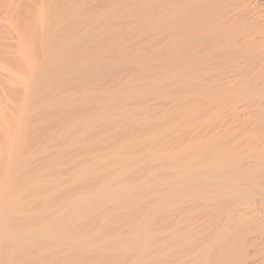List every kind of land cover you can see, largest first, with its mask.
I'll return each mask as SVG.
<instances>
[{
	"label": "bare ground",
	"instance_id": "6f19581e",
	"mask_svg": "<svg viewBox=\"0 0 264 264\" xmlns=\"http://www.w3.org/2000/svg\"><path fill=\"white\" fill-rule=\"evenodd\" d=\"M87 1H42L43 65L33 88L7 80L0 155L12 175L16 97L42 86L62 129L79 113L105 117L86 120L95 130L83 146L115 147L114 164H97L85 189L111 205H99L103 222L99 209L59 230L47 215L16 218L21 229L0 230V264H20L18 249L49 264H264V0ZM0 62L14 58L0 48ZM132 108L144 127L126 126Z\"/></svg>",
	"mask_w": 264,
	"mask_h": 264
},
{
	"label": "rangeland",
	"instance_id": "374dc122",
	"mask_svg": "<svg viewBox=\"0 0 264 264\" xmlns=\"http://www.w3.org/2000/svg\"><path fill=\"white\" fill-rule=\"evenodd\" d=\"M20 1H0L2 2L0 6V48L2 58L6 56L14 58L12 67L0 62V107L3 105V108L4 105L6 106L5 103H7L4 97L6 93L4 92L12 87L7 80H13L15 85L19 84V87H24V83L29 84L30 88L34 87V75L38 71L36 68L43 65L46 40L52 28V21L48 17L50 16V10L48 5L42 3L43 0ZM104 1L107 2L109 0ZM106 2L104 3L106 4ZM85 6L84 12L88 13V10L89 12L92 11L90 13L99 12L98 9L100 7L98 6L94 7L95 10L89 9V7H92L90 5ZM74 8L79 12L78 6H74ZM32 67H34V71L35 69L37 70L33 72L34 75L32 76L34 77H31ZM30 70L32 71L30 72ZM21 88H19L20 91L22 90ZM41 89L42 86L39 89L41 93L35 90V92L37 91L35 94H39V96H35L36 98L34 97L35 100L32 98L33 96H29L30 93H27V100L25 98L20 99L21 96L16 97V118L14 121L16 133L14 143L15 164L14 169H12V175L6 168L8 157L5 148H3V153H1L3 155H0V162H2L0 163V230L2 234L9 231H18L23 227L19 223L14 222L16 218L47 215L48 221L55 219V228L59 230L61 222L65 218H75L79 214L89 217L94 215L96 217L99 211L103 210L100 209L99 205H103L105 208L109 204L111 205L109 201L108 204L105 200L106 203L103 200L104 203L100 202L101 200L93 203L88 202H92L90 197H93L95 190L94 188L85 189L87 183L91 184L92 179H96L97 175L95 178L94 175L98 173L97 167L101 166L99 168L104 170L114 164L113 160L117 151L115 147H106L102 152L106 157H103V154L99 153L100 151L94 153L88 151V153L84 149L83 145L87 143L86 140H88L89 135L95 130H92L93 125L88 121L91 119L96 120L98 117L96 118V115L93 114L86 117L84 114L81 115L79 113L80 115H77L75 119L70 118V125L67 122V127L62 129L64 127H58L59 117L53 116L54 113L56 114L57 107L52 104L51 98ZM20 93L24 97L25 93L22 91ZM29 97L32 98V101H30L31 99L28 100ZM4 111L6 116L7 112L5 109ZM142 113L138 108L137 110L132 108L127 113L130 121H127L126 126L129 128V126H134V124H140L144 127ZM103 118L105 119L104 116H102ZM99 119L101 118L99 117ZM93 122L98 125L97 121ZM101 122L99 126H101ZM77 123L82 125H77L76 130L80 128L75 133L74 131L76 130L73 131V129ZM1 126L6 128L3 121ZM126 126L125 128H127ZM103 141L106 142L107 139ZM109 143L111 142L109 141L107 144ZM123 143V141L119 143L121 147L126 142ZM120 151L119 153H121ZM122 152L125 153L126 151ZM88 154L90 155L88 156ZM96 155L97 161L96 157H94ZM98 158L101 162L98 161ZM77 159L81 163L77 162ZM87 160L90 163L95 162L96 166H86ZM102 176L103 174L101 173L99 177ZM100 183L102 184L103 182ZM106 209V212L103 210V214H99L102 216L100 219L103 218L105 213L108 214V208ZM103 219L100 222H103ZM104 223L106 224L105 221ZM43 224L44 221H39L33 227L29 225L26 228L27 230H32L36 226L41 227ZM93 232L94 229L88 231V235ZM37 255V252L30 255L25 250L18 249L11 252L10 259L18 261L20 264H49L47 261L37 259ZM110 260H107L104 264H114L113 260ZM3 264L8 263L4 262Z\"/></svg>",
	"mask_w": 264,
	"mask_h": 264
}]
</instances>
